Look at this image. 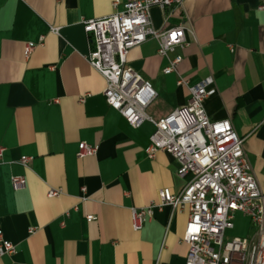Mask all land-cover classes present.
I'll return each instance as SVG.
<instances>
[{
  "label": "crops",
  "instance_id": "0c3cea01",
  "mask_svg": "<svg viewBox=\"0 0 264 264\" xmlns=\"http://www.w3.org/2000/svg\"><path fill=\"white\" fill-rule=\"evenodd\" d=\"M114 1L0 0V229L17 248L0 264H186L189 209L156 207L142 230L133 228V208L157 202L164 188L178 195L187 178L178 176L172 154L149 157L154 124L133 127L111 108L106 79L87 59L83 21L121 11L126 0ZM262 1L185 0L183 18H166L155 6L156 29H193L189 46L169 54L183 60L164 73L169 59L149 38L130 51L128 65L157 91L147 110L155 119L188 102L179 77L194 85L213 75L217 92L206 99V112L232 120L264 190ZM30 42L36 47L27 56ZM82 141L97 153L79 158ZM24 156L32 159L28 167ZM13 176L25 177L26 186L15 190ZM50 188L64 193L48 197ZM89 214L97 219L88 221Z\"/></svg>",
  "mask_w": 264,
  "mask_h": 264
},
{
  "label": "built area",
  "instance_id": "2783aa9c",
  "mask_svg": "<svg viewBox=\"0 0 264 264\" xmlns=\"http://www.w3.org/2000/svg\"><path fill=\"white\" fill-rule=\"evenodd\" d=\"M119 2L115 0L114 6ZM184 3L185 0H126L121 11L83 21L91 44L87 59L106 79L103 92L106 102L133 127L152 122L155 130L147 148L149 157L153 158L158 151L172 154L180 163L178 176L187 178L178 195L164 188L157 202L133 208V228L142 230L156 207L169 205L178 211L189 209L182 237L188 245L186 264H264V190L246 153L245 138L237 133L232 120H214L206 112V99L217 92L214 76L209 75L194 85L179 77L178 84L189 89L188 102L169 115L155 119L147 110L158 93L149 80L128 65L130 51L154 38L159 43L158 54L169 59L163 72L178 70L183 56L171 58L169 54L178 46H189L186 34L193 29L179 24L158 30L152 24L151 9L159 7L166 18L176 13L183 18ZM259 8L264 9V0ZM35 47L34 42L27 44V56ZM3 151L4 148H0V158ZM97 151V145L82 141L77 156H93ZM31 160L24 156L21 163L28 167ZM12 185L15 190L24 188L25 177L13 176ZM82 191L86 192V187H82ZM63 193L61 188H50L48 197H59ZM239 211L251 218L256 231L249 237L228 239L227 230L234 227L235 214ZM86 219L91 222L97 216L89 214ZM34 230L32 228L31 232ZM16 250V245L6 239L0 229V258Z\"/></svg>",
  "mask_w": 264,
  "mask_h": 264
},
{
  "label": "rangeland",
  "instance_id": "374dc122",
  "mask_svg": "<svg viewBox=\"0 0 264 264\" xmlns=\"http://www.w3.org/2000/svg\"><path fill=\"white\" fill-rule=\"evenodd\" d=\"M233 223L234 227L228 229L226 233L228 239L234 237H249L256 231L251 218L240 211L235 214Z\"/></svg>",
  "mask_w": 264,
  "mask_h": 264
}]
</instances>
